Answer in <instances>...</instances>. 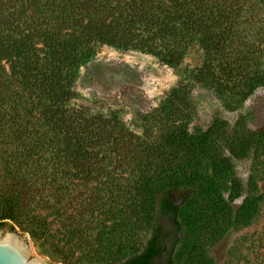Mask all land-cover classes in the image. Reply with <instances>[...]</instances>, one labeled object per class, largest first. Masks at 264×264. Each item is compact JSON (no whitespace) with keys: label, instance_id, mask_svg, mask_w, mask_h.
Returning a JSON list of instances; mask_svg holds the SVG:
<instances>
[{"label":"trees","instance_id":"1","mask_svg":"<svg viewBox=\"0 0 264 264\" xmlns=\"http://www.w3.org/2000/svg\"><path fill=\"white\" fill-rule=\"evenodd\" d=\"M99 45L172 68L201 51V63L184 69L159 104L158 136L136 142L115 112L91 116L72 104L79 69ZM193 85L229 107L264 87V0H0V227L28 216L37 177L50 164L68 161L81 171L137 146L149 170L128 203L144 239L131 245L108 231L96 262L215 264L211 246L248 225L264 203V187L250 178L244 188L234 166L254 158L264 170V98L233 125L214 117L190 128ZM98 232L90 245L74 238L80 255H62L64 264H95L85 258L90 247L100 254Z\"/></svg>","mask_w":264,"mask_h":264},{"label":"rangeland","instance_id":"2","mask_svg":"<svg viewBox=\"0 0 264 264\" xmlns=\"http://www.w3.org/2000/svg\"><path fill=\"white\" fill-rule=\"evenodd\" d=\"M201 57V51L193 49L179 67L172 68L150 54L99 45L93 58L79 69L75 82L77 97L72 104L91 116L115 112L131 138L138 136L134 140L139 143L144 137L149 141L160 133L159 104L184 78L183 70L198 66ZM258 97L264 98V87L256 89L241 105L229 107L212 90L193 85L191 98L196 114L190 128H205L214 117L233 125ZM259 116L263 119L264 110ZM129 147L101 157L100 163L83 165L81 171L68 161L50 164L37 177L33 202L26 206L28 216H22L18 223L7 221L2 228L11 230L12 226L26 235L41 256L55 264H64L62 255H80L76 248L73 252L74 238L87 240L90 245L98 231L100 254L107 251L103 235L108 231L115 232L121 241L128 237L129 244H140L144 224L136 219L128 200L133 198L134 183L142 176L141 171H148L149 167L142 168L143 162L138 158L142 154L137 146ZM234 166L244 188L250 178L260 189L264 187V170L254 158L234 160ZM23 225L30 227L31 232H26ZM72 229L81 230L82 237L70 234ZM93 250L87 249L85 259L98 264L102 254L99 256L98 250ZM210 255L215 264H264V203L248 225L232 229L211 246Z\"/></svg>","mask_w":264,"mask_h":264},{"label":"water","instance_id":"3","mask_svg":"<svg viewBox=\"0 0 264 264\" xmlns=\"http://www.w3.org/2000/svg\"><path fill=\"white\" fill-rule=\"evenodd\" d=\"M0 264L55 263L42 257L26 235L0 227Z\"/></svg>","mask_w":264,"mask_h":264}]
</instances>
